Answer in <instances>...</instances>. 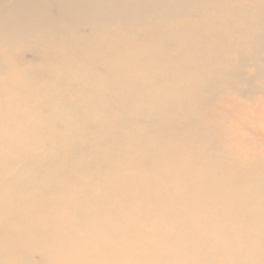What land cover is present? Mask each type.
I'll list each match as a JSON object with an SVG mask.
<instances>
[{"label": "bare ground", "instance_id": "6f19581e", "mask_svg": "<svg viewBox=\"0 0 264 264\" xmlns=\"http://www.w3.org/2000/svg\"><path fill=\"white\" fill-rule=\"evenodd\" d=\"M0 264H264V0H0Z\"/></svg>", "mask_w": 264, "mask_h": 264}, {"label": "rangeland", "instance_id": "374dc122", "mask_svg": "<svg viewBox=\"0 0 264 264\" xmlns=\"http://www.w3.org/2000/svg\"><path fill=\"white\" fill-rule=\"evenodd\" d=\"M217 1H219V0H194V2H198V3H200V4H208L209 2H217ZM238 1H241V2H248V1H256V0H238ZM13 2V0H10V3H12ZM237 4L236 2H233V5H235V4ZM178 21H181V22H186L187 21V19L186 18H182L181 20L179 19ZM193 21L195 22V21H200V20H198V19H193ZM201 22V21H200ZM111 30V29H110ZM25 55L27 56V57H32L33 55H31V53L30 52H28V49L26 50V53H25ZM100 69H102V66H101V68ZM99 69V70H100ZM233 122L230 120V121H227L226 122V125L227 126H230L231 124H232ZM236 123V122H235ZM232 136V135H231ZM226 139H228V135H224L223 137H222V140H226ZM233 142H235V141H233ZM251 150H253L252 148H242L241 149V153H246V154H248V152H250ZM40 256L41 255H36L35 256V259L36 260H39L40 259Z\"/></svg>", "mask_w": 264, "mask_h": 264}]
</instances>
